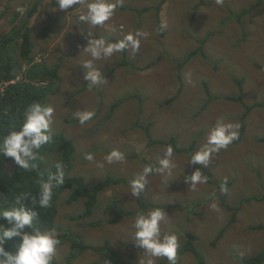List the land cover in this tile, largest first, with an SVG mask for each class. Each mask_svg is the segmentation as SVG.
Returning <instances> with one entry per match:
<instances>
[{
    "label": "rangeland",
    "instance_id": "374dc122",
    "mask_svg": "<svg viewBox=\"0 0 264 264\" xmlns=\"http://www.w3.org/2000/svg\"><path fill=\"white\" fill-rule=\"evenodd\" d=\"M163 1L114 0L118 3L114 18L103 26L92 27L78 21L86 10L74 11V6L62 11L56 0H0V34L26 25L33 31L35 55L50 66L61 64L60 91L49 100L56 108L51 131L74 140L77 154L73 173L89 186L108 176L124 180L104 191L94 215L81 221H73L71 216L84 210L85 200L66 204L70 193L66 190L58 202L57 226L71 227L93 246H101L108 239L123 256L132 255L135 264H140L146 258L145 252L133 241L132 224L142 205H148L145 214L160 207L169 216L162 231L175 232L179 245L185 231L195 235L204 264H241V258L264 249V200L260 201L264 197V142L258 141L264 138V108L246 113L242 105L264 102V0ZM19 7L25 8L23 15L16 11ZM249 8L251 12L238 21L237 14ZM137 30L147 33L139 52L127 51L129 63L125 66L123 53L95 61L107 82L89 90L81 66L90 59L82 54L88 39L107 36L117 40ZM208 35L201 45L200 40ZM199 48L202 52L194 54L180 69L178 61ZM178 92L175 101L164 104ZM238 97L242 102L235 100ZM117 102L120 106L108 119ZM85 110L95 113L87 124L64 122L65 118L78 119L75 113ZM244 114L246 131L241 141L222 149L207 166L188 164L191 155L204 146L218 119L240 125ZM149 124L152 139L172 146L170 140L176 138V167L171 176L154 172L145 192L136 198L131 195L129 181L144 166H158L167 147L150 144L143 129ZM114 149L123 152L127 162L105 163L98 168L97 162H103ZM87 153L94 156L93 161L84 159ZM10 167L8 164L7 169ZM197 169L208 176V182L193 191L185 177ZM225 181L227 193L221 191ZM114 197L124 210L135 212L118 224L110 222L114 216L105 210ZM213 203L219 211L211 207ZM222 228L226 231L220 237ZM69 256V243L58 246V264L102 262V256L92 250L70 262ZM155 259L156 264H168L166 258ZM178 264L199 262L188 254Z\"/></svg>",
    "mask_w": 264,
    "mask_h": 264
},
{
    "label": "clouds",
    "instance_id": "9594fccd",
    "mask_svg": "<svg viewBox=\"0 0 264 264\" xmlns=\"http://www.w3.org/2000/svg\"><path fill=\"white\" fill-rule=\"evenodd\" d=\"M222 3V0H217ZM59 9L67 11H82L78 16L79 22H84L92 27L103 26L106 22L114 18L118 3L114 0H56ZM21 15L25 8L16 9ZM73 11V12H74ZM163 27V25H161ZM88 36H92L89 33ZM147 33L137 30L129 31L122 38L112 40L107 36H99L88 39L87 47L82 54H87L90 59L82 62L81 66L85 69L83 79L88 81L87 88L103 85L107 78L102 75L101 68L95 66V61L108 59L114 54L131 51L138 53L141 47V39L146 38ZM37 62L41 58L35 56ZM15 82V81H12ZM54 108L50 104L33 102L23 113V124L19 131H11L9 135L0 138V156L11 158L13 162L28 170L33 167L32 161L40 157V150L44 145L52 143L51 127L55 123ZM78 116L79 123L83 126L92 120L94 112L82 111L75 113ZM239 127L237 123L226 122L224 119H218L215 126L207 134L206 143L199 151L194 152L188 164L207 166L210 161L222 149H227L235 140L239 139ZM174 149L168 145L164 150L163 158L159 160L158 166L146 165L141 173L129 181L131 195L139 198L145 192L148 185V178L155 172L159 174L172 175V170L176 167L173 162ZM84 159L93 161L94 156L87 153ZM126 156L118 149L110 151L103 158V162H97L98 168H103L104 164L109 165L118 163L125 164ZM57 171L49 174L48 178L40 180L39 198L33 199L34 207H28L24 201L27 197H17L16 205L11 208L0 209V220L6 221L7 225L0 224V264H53L54 257L61 240L56 229L42 230L35 227L39 223V208H47L53 198V189L64 185L65 171L62 164H56ZM208 176L202 174L197 169L190 176L185 177V183L190 185L195 191L197 185L206 184ZM221 191L227 193V181L221 185ZM211 207L219 211L218 205L213 203ZM169 216L160 207L148 211L138 212L132 228L134 229L133 241L136 247L143 249L145 259L140 264H156L155 258H166L168 264H177V255L179 249V237L175 232L162 231V225L166 224ZM35 222V223H34ZM13 238H19V244L15 253L5 250L6 241Z\"/></svg>",
    "mask_w": 264,
    "mask_h": 264
},
{
    "label": "trees",
    "instance_id": "16d2710c",
    "mask_svg": "<svg viewBox=\"0 0 264 264\" xmlns=\"http://www.w3.org/2000/svg\"><path fill=\"white\" fill-rule=\"evenodd\" d=\"M165 2L166 0L163 1V3ZM251 10L252 8L243 9L240 14H237L238 21H240L244 14L250 13ZM34 12L35 10L31 11L28 17L31 18ZM233 13L234 12L231 14ZM32 34L33 31H30L26 25H23L21 29L14 27L5 34H0V138L9 135L11 131H19L21 129L23 124V113L29 105L33 102L49 104L50 98L60 91L59 70L61 64L56 63L50 66L47 62L36 61V55L33 52L34 45ZM209 37L210 35L200 40V44L204 45ZM202 50V48H199L197 51L186 56L183 60L178 61L180 69L186 65L194 54L202 52ZM123 54L125 59L124 63L126 64H122L125 66L129 63L126 59L127 51L123 52ZM158 60H160V58ZM180 69L179 78L182 77ZM242 82L243 80H239L240 84H242ZM205 89L208 92V96L212 97L207 86ZM179 93L180 92L176 93V95L169 100H165L164 104L175 101ZM226 98L233 100V98L229 96H226ZM235 100L242 102L241 97L235 98ZM120 104V102H117L112 105L111 114L108 116V119L111 118L112 113ZM242 105L246 113L256 107L264 108V102L255 103L253 105H247L244 102ZM63 120L65 123L70 124L79 123V119L72 120L70 118H65ZM245 120L246 114L239 119V139L235 140L233 142L234 144L241 141L245 135ZM151 126L152 125L149 124L143 127L150 144L154 143L168 146L169 142L167 141L152 139L150 133ZM50 134L53 137L52 143L42 147L40 150V157L31 162L33 167L28 170L16 165L11 158L0 156V209L15 206L16 198L25 196L27 199H25L24 203L28 207H34L32 200H38L39 198L40 180H46L49 174H54L57 171L55 167L56 164L60 163L64 167L65 183L53 189V198L49 207L39 208L36 206L39 223L35 224V227H39L42 230L52 228L57 230L62 242L61 245L67 243L70 245L69 262L87 250H92L102 256V262L93 261L87 264H135L132 255L129 257L123 256L108 239L105 240L101 246H93L86 243L83 235L76 232L71 227L57 226L56 221L59 212L58 202L61 195L66 190H70L66 204L73 205L81 199L85 200L84 210L77 215L71 216L73 221H81L89 219L94 215L100 204V195L104 191L111 186L120 184L124 180L108 176L104 181L98 182L94 186L87 185L83 177L73 173L74 158L77 154V146L74 140L63 133L51 131ZM174 140H176V138L172 137L170 143L174 149H177L176 145L174 147ZM258 141L264 142V138H259ZM195 142L196 141H194V143ZM8 164L13 167L7 169ZM208 175L211 174L209 173ZM245 200L250 201L254 200V198H246ZM262 200H264V197L260 199V201ZM223 203H225V200H223ZM16 206L19 207V205ZM147 206L148 205H142L143 208L140 212H144ZM105 210L113 214L114 217L112 221H110L112 224H118L123 218L134 215L133 213H135L134 211L124 210L116 197L106 205ZM96 223H91L90 225L95 226ZM0 224L6 226L7 222L0 220ZM225 231L226 229L222 228L219 234L220 237ZM183 235L184 241L180 244L178 249L177 264L180 259L188 254L194 256L199 264H204V257L196 245L198 238L188 231H185ZM18 244L19 238H13L5 242L4 248L6 251L14 254ZM240 261L241 264H264V249L260 251L259 254L243 257ZM53 264H58L56 257H54Z\"/></svg>",
    "mask_w": 264,
    "mask_h": 264
},
{
    "label": "bare ground",
    "instance_id": "6f19581e",
    "mask_svg": "<svg viewBox=\"0 0 264 264\" xmlns=\"http://www.w3.org/2000/svg\"><path fill=\"white\" fill-rule=\"evenodd\" d=\"M27 75V74H26Z\"/></svg>",
    "mask_w": 264,
    "mask_h": 264
}]
</instances>
